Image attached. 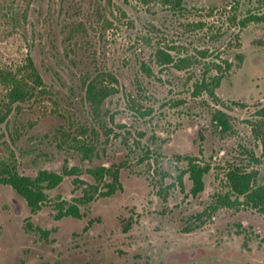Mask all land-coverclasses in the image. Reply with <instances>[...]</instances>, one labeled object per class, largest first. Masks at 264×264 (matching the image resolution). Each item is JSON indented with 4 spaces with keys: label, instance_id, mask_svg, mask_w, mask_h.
Masks as SVG:
<instances>
[{
    "label": "rangeland",
    "instance_id": "obj_1",
    "mask_svg": "<svg viewBox=\"0 0 264 264\" xmlns=\"http://www.w3.org/2000/svg\"><path fill=\"white\" fill-rule=\"evenodd\" d=\"M174 2L0 0V70L29 56L47 90L0 121V159L32 177L74 170L36 212L0 183V264H264V212L217 196L235 199L233 166L264 183V143L250 125L264 107V21L237 23L264 0ZM159 49L192 63L161 64ZM217 67L214 95L197 88ZM100 72L116 77V92L94 109L85 82ZM7 89L0 81V116ZM190 160L209 168L196 194ZM98 166H119L120 189L55 218L56 202L81 196L75 180L94 183L87 169Z\"/></svg>",
    "mask_w": 264,
    "mask_h": 264
},
{
    "label": "trees",
    "instance_id": "obj_2",
    "mask_svg": "<svg viewBox=\"0 0 264 264\" xmlns=\"http://www.w3.org/2000/svg\"><path fill=\"white\" fill-rule=\"evenodd\" d=\"M183 0H175L176 7L182 6ZM261 12V13H260ZM249 13V14H248ZM244 17L238 20L240 26H245L249 22L264 21V12L259 10V13L248 12ZM83 27L81 22L73 26V30H78ZM156 57L161 64H171L182 69L192 63L190 57H180L175 59L170 52L159 49ZM214 63V62H212ZM230 64L227 63V68ZM215 67V66H214ZM211 76H204L200 82H197L196 87L201 88L214 95V89L219 85L224 72L219 71ZM99 76L89 78L85 82V98L92 104L94 109L100 107L104 99L112 96L116 92L114 83L116 77L111 72H100ZM104 77V78H103ZM109 79V85L103 82L104 79ZM0 81L7 86L6 106L8 112L0 116V121L3 122L9 111L12 109V104L18 105L38 94L44 93L46 84L42 75L38 71L31 57H27V61L22 68L17 72L10 70H0ZM105 81V80H104ZM255 119L250 125L253 134L264 143V107L258 108L254 112ZM214 119L217 121L222 130H230L231 124L229 115L222 110H216ZM84 148V144H80ZM73 169V168H72ZM208 165L201 166L197 162H188L187 171L192 182L191 193L196 194L204 185L203 175L208 171ZM74 170H64L58 173L50 170H40L34 177L22 174L18 171L16 164L0 159V183L11 186L19 195H21L32 211L41 208L48 200L46 190L58 186L64 178V175H69ZM88 173L94 178V183L83 182V180H75V182L86 183L83 188V193L79 197L73 198L72 202L58 200L55 209L57 210L56 217L74 216L80 217V204H86L96 195H108L116 188L120 187L119 181V166L106 167L98 166L87 169ZM257 171L243 169L239 166L229 168L226 173L227 184L230 191L235 195L232 200L227 194H218V202L220 204L231 205L234 202L244 203L264 212V183L257 182ZM77 184V183H76ZM79 185V184H78ZM104 189V190H102ZM242 200H239V197ZM202 214L198 215L200 218Z\"/></svg>",
    "mask_w": 264,
    "mask_h": 264
},
{
    "label": "flooded vegetation",
    "instance_id": "obj_3",
    "mask_svg": "<svg viewBox=\"0 0 264 264\" xmlns=\"http://www.w3.org/2000/svg\"><path fill=\"white\" fill-rule=\"evenodd\" d=\"M119 188V187H118ZM118 188H116L114 191H112L111 193H109V196H111L112 194H114L117 190H118ZM120 189V188H119ZM21 196V195H20ZM22 197V196H21ZM23 198V197H22ZM24 199V198H23ZM25 200V199H24ZM27 204V203H26ZM28 206V205H27ZM29 207V206H28ZM30 208V207H29ZM30 211L31 212H36V211H32L31 209H30ZM56 215V214H55ZM69 216V215H68ZM62 217H64V216H62ZM55 218H57L56 216H55ZM58 218H61V217H58ZM30 229V228H29ZM35 229V231H39L40 233H43L44 231H47V230H42V229H40V228H38V227H35L34 228ZM211 261H221L220 260V258L219 257H216V258H214L215 256H212V254H211ZM202 258L204 259V255L202 254Z\"/></svg>",
    "mask_w": 264,
    "mask_h": 264
}]
</instances>
